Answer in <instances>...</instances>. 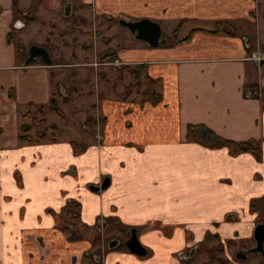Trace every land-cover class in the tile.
Wrapping results in <instances>:
<instances>
[{
    "label": "crops",
    "instance_id": "0c3cea01",
    "mask_svg": "<svg viewBox=\"0 0 264 264\" xmlns=\"http://www.w3.org/2000/svg\"><path fill=\"white\" fill-rule=\"evenodd\" d=\"M62 7L68 17L86 19L85 32L95 35L120 36L119 19H147L161 33L185 21L178 40H189L150 47L128 39L124 48L110 40L67 64L24 67L12 39L23 32L20 17L33 19L30 26L43 8ZM220 22L233 32L213 34ZM263 24L264 0H0V264H92V243L72 240L64 229L71 201L79 205L80 226L113 221L136 229L147 251L139 257L116 243L99 264H185V252L211 236L254 241L264 222ZM106 52L110 58L95 62ZM138 65L145 66L139 87L126 73L117 78L118 68ZM63 66L97 91L91 100L101 126L79 152L66 140L18 139L29 122L25 113L53 101L55 71ZM97 70L107 72L108 83L95 82ZM148 79L159 81L158 104L142 101ZM246 87H260V95L245 99ZM202 129L250 143L260 158L212 147L197 138Z\"/></svg>",
    "mask_w": 264,
    "mask_h": 264
},
{
    "label": "rangeland",
    "instance_id": "374dc122",
    "mask_svg": "<svg viewBox=\"0 0 264 264\" xmlns=\"http://www.w3.org/2000/svg\"><path fill=\"white\" fill-rule=\"evenodd\" d=\"M66 9L62 7L61 11L56 13L48 8H43L38 15L37 22L30 26H28L27 18L20 17L24 28L18 31L23 32L20 34L12 33V39L14 44L20 48L21 53H24V59L27 57L28 48L32 45L44 48L50 55L52 64H67L73 61L72 58L78 57L81 50L90 52L96 45V50H100V45H108L110 40L112 44L116 45L118 43L123 48L128 39L138 41L127 29L120 26L118 21L114 24L121 29L120 36L117 34L111 37L102 36L100 30H96V35L94 32H85V28H88L90 23L86 19L80 18V16L68 17L70 14L65 13L70 12V9L68 11ZM33 17L36 19V14H33ZM103 21L109 26L108 21ZM78 27L84 30H80V33H78ZM175 29L173 31H162L161 40L171 41ZM126 31L131 36H122L123 33H127ZM185 32L187 31L181 32L180 37ZM261 36L264 42V27L261 30ZM110 56L109 52L98 54L95 62H102L104 57L110 58ZM38 61L41 62V60ZM63 67L55 71V75L58 76L57 93L53 95V101L44 106V114L46 115H38L35 112L37 107L36 110L30 109L28 111L34 115V119L29 120L27 124L30 125V134L33 136L38 125L37 120L45 119L46 124L42 132L47 135V139H50L53 135L55 142L62 140L72 142L79 146L77 148L79 152V149L86 144L84 142H87L85 139L87 136L96 140L99 132L98 127L101 126L99 124L101 118L95 115L98 104L91 100L97 94V91L96 86H93L94 82L87 87L86 76H82L79 72H74L66 66ZM118 69L120 71L117 78L122 79L124 77L122 73L125 74L126 72L122 68ZM94 78L96 79L95 82L98 83L109 82L107 72L102 70H97ZM60 88H62V92L59 91ZM125 88L126 90L129 89L128 87ZM84 99L86 100L84 101ZM56 111L60 112L61 116ZM50 125L56 126L57 131L52 133L49 129ZM77 220L78 218H67L66 224L69 227H64V229L73 240L86 239L92 243L93 249L87 254V258L90 259L92 264L101 262L103 254L109 250V246L113 242L119 243V248L126 250L124 244L129 238V235H127L128 228H122L113 221H106L105 224L90 229L80 226ZM256 247L255 239L248 243L240 240L222 242L219 238L211 236L204 244L185 252V264H264V254L253 252Z\"/></svg>",
    "mask_w": 264,
    "mask_h": 264
},
{
    "label": "trees",
    "instance_id": "16d2710c",
    "mask_svg": "<svg viewBox=\"0 0 264 264\" xmlns=\"http://www.w3.org/2000/svg\"><path fill=\"white\" fill-rule=\"evenodd\" d=\"M27 22H33V19H27ZM185 21H182L179 23V25L176 27L175 31H174V36L172 38L171 41H168V43H184L187 42L189 40L188 38H185L183 40H178L177 38V34L179 32V30L181 29V27L184 25ZM233 28L225 23V22H220L217 24L216 26V30L213 32V34H231L233 32ZM108 57H104L102 59V61L106 60ZM145 66L144 65H138L135 67H123V70L130 76V78L132 79V81L134 82V84L136 86H139V82H140V78L142 73L144 72ZM159 81L157 80H152V79H148L147 80V86L145 88L144 91H142L141 95H142V101L145 100H150L152 102V104H158L161 101V96L156 92V86L158 84ZM31 106V105H29ZM44 110L45 107L44 106H39L37 108V114L40 116H43L44 114ZM56 113L58 115L61 116L60 112ZM24 119L26 120H32L33 118V114L28 111L25 113L24 115ZM37 127L35 129V133L32 136L30 134L31 132V127L30 125L24 124L20 126V131H19V136L18 139L21 142H24L26 144H32V145H37L40 144L41 142L45 141V140H49L50 142L55 143V139L54 136L51 135L50 139H47V135L42 132L43 127L46 124L45 119L41 118L39 120H37ZM49 129L52 131V133H54L55 131H57V127L54 125H50ZM194 127H191L190 133L193 132ZM202 131H204V133L206 134V137H203L201 135H199V132L197 133V138L212 146V147H216V148H220V147H230L235 149L237 152H250L253 155H255V157L257 159L260 158V153L258 151V149L254 148L250 143H237V142H233V141H228V140H224L221 139L220 137L216 136L214 133H212L209 130L206 129H202ZM79 205L76 204L75 202H69L67 203V205L64 208V211L66 212V216L68 219H72V218H78L79 216ZM72 240L73 238L70 237ZM208 238V237H207ZM214 238H218L217 236H214Z\"/></svg>",
    "mask_w": 264,
    "mask_h": 264
},
{
    "label": "water",
    "instance_id": "95a60500",
    "mask_svg": "<svg viewBox=\"0 0 264 264\" xmlns=\"http://www.w3.org/2000/svg\"><path fill=\"white\" fill-rule=\"evenodd\" d=\"M69 10L68 8L66 9ZM65 14H69V11ZM118 23L123 28L127 29L136 40L146 43L150 47H155L160 44H164L166 41L161 40V28L160 26L147 19L139 20V21H127L124 19H119ZM261 58L263 56L261 55ZM41 60V62L46 66H52V61L48 52L38 46L32 45L28 48L27 57L25 58L23 65L24 67H28L36 62ZM263 61V60H262ZM199 135L206 137L204 131H199ZM108 185V181H105L101 188H105ZM99 188L94 187V191H98ZM129 238L125 241V248L132 254L143 257L147 254L146 249L140 244L138 237H137V230L136 229H129L127 232ZM253 237L256 241V248L253 252H260L264 254L263 246H264V223H260L254 229ZM116 242L110 244V247H114Z\"/></svg>",
    "mask_w": 264,
    "mask_h": 264
},
{
    "label": "built area",
    "instance_id": "2783aa9c",
    "mask_svg": "<svg viewBox=\"0 0 264 264\" xmlns=\"http://www.w3.org/2000/svg\"><path fill=\"white\" fill-rule=\"evenodd\" d=\"M257 61H260L261 57H257L256 58ZM243 95H244V98L245 99H251V98H255V97H258L260 95V87L256 88V87H253V88H250V87H246L243 91Z\"/></svg>",
    "mask_w": 264,
    "mask_h": 264
}]
</instances>
